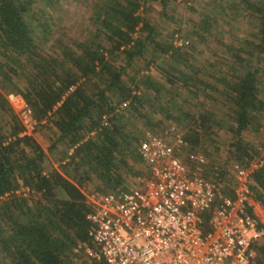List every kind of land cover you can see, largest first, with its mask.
<instances>
[{
	"label": "trees",
	"instance_id": "16d2710c",
	"mask_svg": "<svg viewBox=\"0 0 264 264\" xmlns=\"http://www.w3.org/2000/svg\"><path fill=\"white\" fill-rule=\"evenodd\" d=\"M36 1L0 0V264H73L81 245L93 246L87 231L90 207L81 184L95 177L105 192L127 188L121 170L134 168L128 158L144 163L139 147L147 136L129 130L130 122H150L149 114L157 110L179 121L163 104H178L164 93L176 87L194 89L195 97L217 93L213 100L220 102L228 120L216 119L210 109L194 119L208 133L213 126L233 133L232 166L249 168L260 156L245 133L260 132L264 117V0H228L220 11L256 15L259 29L242 46L222 43L233 59L227 60L229 69L218 66L216 85L202 77L211 75L206 67L189 64L188 52L177 45L174 34L160 35L158 24L146 17L149 0H95L86 37L55 42L52 16L44 18ZM46 1L52 7L59 2ZM169 1L160 0L164 9ZM213 20L204 14L198 24L201 38L212 31ZM155 65L170 87L147 73ZM10 93L23 96L40 127H51L50 151L59 150L61 160L68 158L62 165L65 173L50 170L46 150L33 135L24 134L25 126L6 97ZM104 115L110 116L107 126L102 125ZM169 125L162 129L170 134ZM192 134L184 135L185 140L199 144L201 134ZM228 164L218 167L207 160L205 175L214 176L221 194L234 196L236 180ZM250 181V198L264 205V162L251 172ZM221 182L232 186L221 188ZM22 188L29 189L30 197L17 194ZM204 219L208 230L210 214ZM258 249L255 264H264V247Z\"/></svg>",
	"mask_w": 264,
	"mask_h": 264
},
{
	"label": "built area",
	"instance_id": "2783aa9c",
	"mask_svg": "<svg viewBox=\"0 0 264 264\" xmlns=\"http://www.w3.org/2000/svg\"><path fill=\"white\" fill-rule=\"evenodd\" d=\"M22 102L19 117L31 135L32 110ZM171 130L140 141L147 171L131 186L87 196L94 244L81 245L86 256L92 264H255L257 246L264 245V205L250 198L251 171L234 165V196L221 194L205 175L206 154L188 150L184 133Z\"/></svg>",
	"mask_w": 264,
	"mask_h": 264
},
{
	"label": "rangeland",
	"instance_id": "374dc122",
	"mask_svg": "<svg viewBox=\"0 0 264 264\" xmlns=\"http://www.w3.org/2000/svg\"><path fill=\"white\" fill-rule=\"evenodd\" d=\"M93 1L95 0H59L58 4L55 7H52L46 0H37L34 7L40 11L41 15L43 12L44 18H48L50 15L52 16L50 21L55 33L51 41L55 42L59 38L66 41L69 39H83L86 37L89 29L92 28L89 16L92 12ZM227 1L228 0H170L166 9L163 8L160 0H149L147 4L146 17L152 22L158 24L160 35L164 38H170L171 35L174 34L173 38L177 45L184 46L185 50L188 52L189 64H193L197 67H206V70L210 72L211 75H202V77L213 85H216L217 83L214 77H218L220 73L218 66L221 65L224 69H229L230 66L227 62L233 59L230 52L226 51V48L222 43L227 45L230 43V45L236 47L242 46L245 40H254L255 37L253 34L259 29V20L256 15H234L233 13L230 14V11L228 10H226V14H224L223 7L226 5ZM217 3L219 4L217 5ZM214 6L218 9V14L212 11L215 9L213 8ZM221 10L223 11L222 13H220ZM206 12L210 13V17L215 19L211 21L214 27L212 28V31L205 32L203 34L204 37L201 38L199 33L203 32L200 31L198 24L204 19V14H206ZM217 29H222L224 34H219ZM179 39L189 41V43L179 45ZM143 62V59H141L139 65L141 66ZM147 73H150L156 80H159L161 83L170 87L167 80L163 78L164 74L158 70L157 65L152 66ZM261 81L263 84L261 86L260 95L264 98V72H262ZM193 91L194 89L190 92L188 87H176L172 93L164 92L165 95H172L177 99V105L165 101H163V104L170 107L171 112H173L175 116H180L179 121L174 119L169 120L166 117V114L157 110L155 112L152 111L149 114L152 119L150 122L146 119L132 120L128 129L135 132L139 137L151 133L162 136H171L172 132L169 134L166 130L164 131L162 129V126L164 127L166 122L168 125L170 124V127L173 125L176 126V129H179L184 135H188L189 137H191L193 135L192 133L197 130L201 134V141L197 145H193L189 142L188 150L199 149L203 151L206 154L210 165L214 164L215 166L220 167L224 164H228L231 159L229 152L231 149L233 150V133L226 130V127L220 128L217 126H213L211 132L208 133L198 127L194 119V116H197L199 112L210 109L216 112V119H220L223 122L228 120L227 117L224 116L225 110H223L220 102L213 100L215 99V96H217V93H211L212 91L210 90L207 94L201 92L198 94L199 96L195 97L192 93ZM17 96H19V94L16 93L6 95L10 106L19 117L23 104L22 101L25 99L23 98L22 100ZM180 109L182 111H179ZM183 113H189L190 117L187 119ZM2 118L5 117L2 116ZM262 119L263 122L260 132L256 134L252 132L245 133L246 140L253 143L254 146H257L261 152L260 156L251 162L250 167L248 168L251 172L260 167L264 162V117ZM33 121L34 124L29 122L27 125L32 132L31 135H33L46 150L49 157V169H58L65 173L62 165L68 160V158L61 160L59 159V150H54V152L50 151L52 136H54L51 127L48 126L43 128L39 126L34 118ZM158 121H163V123H159ZM162 130L164 132H162ZM69 152V154H71L73 149H70ZM184 154L187 155V151ZM128 163L134 168L129 170L124 167L121 170L124 179L122 185L126 187L131 186L138 175L145 174L147 171L144 163L135 162L131 158H128ZM231 163L232 161L228 164L229 175L234 178L235 170ZM135 172H137V174ZM209 178L213 180L214 176ZM215 183L218 185V182ZM226 184L228 183L221 182L219 186L222 188ZM231 186L229 185V187ZM81 188L86 196L96 193H105V191L102 190L104 189L103 182L95 177L84 181V183L81 184ZM17 194L30 197L29 189L27 188L18 190ZM257 203L263 206L261 202L257 201ZM258 247H264V245L257 246L256 260L260 253ZM73 264H92V261L82 251L80 255L73 257Z\"/></svg>",
	"mask_w": 264,
	"mask_h": 264
}]
</instances>
